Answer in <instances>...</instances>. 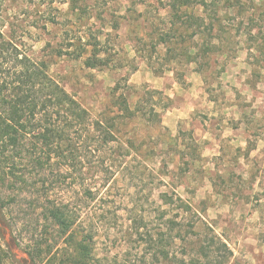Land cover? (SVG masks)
Returning a JSON list of instances; mask_svg holds the SVG:
<instances>
[{
  "label": "rangeland",
  "instance_id": "rangeland-1",
  "mask_svg": "<svg viewBox=\"0 0 264 264\" xmlns=\"http://www.w3.org/2000/svg\"><path fill=\"white\" fill-rule=\"evenodd\" d=\"M170 2L0 0L3 38L103 125L72 128L69 177L29 165L0 182V264L69 257L48 201L92 235L97 264H222L202 250L213 234L227 264H264V0H207L204 23ZM95 47L104 60L89 67ZM13 64L0 53V85Z\"/></svg>",
  "mask_w": 264,
  "mask_h": 264
},
{
  "label": "trees",
  "instance_id": "trees-1",
  "mask_svg": "<svg viewBox=\"0 0 264 264\" xmlns=\"http://www.w3.org/2000/svg\"><path fill=\"white\" fill-rule=\"evenodd\" d=\"M195 6L205 10L207 0L170 2L171 13L176 18H181V14L186 12L189 18H200L204 23V17L195 15ZM198 31L192 32L191 38ZM9 49L13 52H8ZM0 53L9 54L14 62L12 71H8L12 79L0 85V182L6 184L7 177H27L29 165L35 167L42 177H69L68 172L74 166L72 161L80 157L77 155L78 145L73 144L71 137L72 128L83 126L88 131L99 130L103 127L102 123L91 121L88 110L51 76L45 63L22 55L16 45L3 38L1 32ZM99 54V49L95 47L91 56L84 59L85 64L98 66L104 60ZM112 136V131H108L104 137L94 135L91 139L108 142L113 140ZM57 161L58 169H53ZM45 209V217L57 228L59 239L72 245L69 257L61 260L60 264H97L93 254V237L76 231L77 216L68 206L64 202L48 201ZM202 250L205 256H221L222 264H227L233 254L228 243L216 234L211 235ZM28 253L35 263H39L46 252L35 246Z\"/></svg>",
  "mask_w": 264,
  "mask_h": 264
}]
</instances>
